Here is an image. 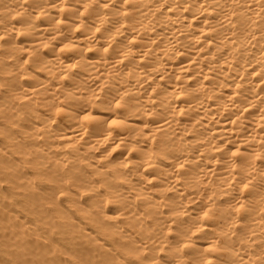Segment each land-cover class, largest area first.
Wrapping results in <instances>:
<instances>
[{"label":"clouds","instance_id":"clouds-1","mask_svg":"<svg viewBox=\"0 0 264 264\" xmlns=\"http://www.w3.org/2000/svg\"><path fill=\"white\" fill-rule=\"evenodd\" d=\"M0 264H264V0H0Z\"/></svg>","mask_w":264,"mask_h":264}]
</instances>
